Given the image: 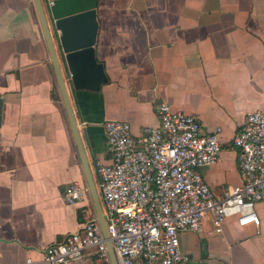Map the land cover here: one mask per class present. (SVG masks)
<instances>
[{
	"label": "crops",
	"instance_id": "obj_1",
	"mask_svg": "<svg viewBox=\"0 0 264 264\" xmlns=\"http://www.w3.org/2000/svg\"><path fill=\"white\" fill-rule=\"evenodd\" d=\"M41 1L47 16L97 10L109 80L99 92L68 90L101 203L106 121H127L140 137L159 125L162 102L197 116L204 134L220 130V158L201 169L214 193L241 183L232 140L248 112L264 110V0ZM84 180L35 2L0 0V263L40 259L78 231L85 212L96 213L92 195L69 204L64 191ZM255 212L259 224L230 217L215 233L207 218L182 233L191 259L181 264H264V202ZM77 264L100 260L90 249Z\"/></svg>",
	"mask_w": 264,
	"mask_h": 264
},
{
	"label": "built area",
	"instance_id": "obj_2",
	"mask_svg": "<svg viewBox=\"0 0 264 264\" xmlns=\"http://www.w3.org/2000/svg\"><path fill=\"white\" fill-rule=\"evenodd\" d=\"M158 116L159 125L140 137L132 135L127 121L105 123L111 160L97 162L95 172L118 264L188 262L180 235L201 231L207 218L215 233L230 217L241 225L259 224L255 206L264 202V110L248 112L232 140L241 183L222 196L201 172L220 158V130L202 133L197 116L174 111L167 102L159 104ZM90 195L87 181H76L65 188L64 200L76 204ZM90 249L100 264H112L94 211H86L81 228L46 247L40 259L0 264H77Z\"/></svg>",
	"mask_w": 264,
	"mask_h": 264
},
{
	"label": "water",
	"instance_id": "obj_3",
	"mask_svg": "<svg viewBox=\"0 0 264 264\" xmlns=\"http://www.w3.org/2000/svg\"><path fill=\"white\" fill-rule=\"evenodd\" d=\"M34 2L96 213L103 235L107 240L111 261L112 264H118L68 90V88H73L99 92L102 85L109 80L104 63L98 60L96 53L99 32L97 10L90 8L59 16L57 8H50L47 16L42 1L34 0Z\"/></svg>",
	"mask_w": 264,
	"mask_h": 264
}]
</instances>
